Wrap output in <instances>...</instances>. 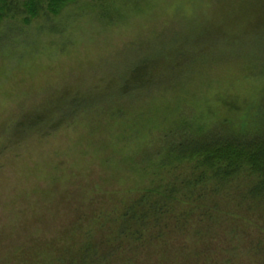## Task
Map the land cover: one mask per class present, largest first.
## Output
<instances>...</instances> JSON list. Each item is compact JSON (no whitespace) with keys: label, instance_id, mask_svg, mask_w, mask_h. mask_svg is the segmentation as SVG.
I'll list each match as a JSON object with an SVG mask.
<instances>
[{"label":"rangeland","instance_id":"374dc122","mask_svg":"<svg viewBox=\"0 0 264 264\" xmlns=\"http://www.w3.org/2000/svg\"><path fill=\"white\" fill-rule=\"evenodd\" d=\"M28 19L8 11L0 18V234L7 235L0 264H11L34 237L53 243L75 227L93 234L95 264L110 252L120 255L106 250L118 229H91L94 216L109 208L111 194L130 186L123 158L137 159V146L150 151L160 136L163 143L169 127L264 133V0H71L57 13L44 9ZM149 60L164 65L159 76L146 89L122 94L131 71ZM76 98V113H64L57 131L16 129L24 115L69 107ZM119 109L126 122L133 113L141 131H128L125 154L110 145L124 131L120 123L109 131ZM95 145H110L109 166ZM228 206L221 201L222 210ZM241 211L208 224L179 206L167 220L164 244L153 251L124 244V260L264 264V224Z\"/></svg>","mask_w":264,"mask_h":264},{"label":"trees","instance_id":"16d2710c","mask_svg":"<svg viewBox=\"0 0 264 264\" xmlns=\"http://www.w3.org/2000/svg\"><path fill=\"white\" fill-rule=\"evenodd\" d=\"M68 1L71 0H0V18L8 11L9 17L21 15L28 21L29 17H37L44 9L46 14L49 11L57 13ZM163 66L158 60L145 61L131 71L120 92L132 94L150 87ZM77 100L73 99L69 107L61 103L60 108L45 106L38 114L24 115L17 122L16 129L28 135L36 131L44 134L49 132L48 129L57 131L63 123L61 121L65 120L64 113H76L74 106L79 105ZM115 111V115L110 118V125L114 129H109L110 125L108 129L116 131V125L120 123L124 131L113 137L115 140L110 145L114 148L117 145L125 154L129 146L121 144L127 142L128 131L131 129L132 133L136 131L140 135L141 131L136 126L133 113L130 122H126L123 110ZM188 127H169L164 132L163 143L160 136L157 138V147L150 151L137 146V159L128 155L123 158L120 164L129 167L130 173L126 177L130 186L111 194V205L106 211L96 214L94 217L98 220L91 224V229L115 227L119 232V236L106 250L117 248L121 254L113 255L110 252L104 264H129L124 260L127 254L122 249L124 244L134 248L132 243H136L138 248L146 251L156 249V243L164 244L162 235L167 220L174 218L173 213L179 206L189 217L201 214L208 224L216 222L221 215L237 218L239 213L235 211L240 209L243 210L240 213L243 219L250 221L255 218L256 222L264 224V133L251 137L234 129L233 134L227 133L230 126L210 132L201 129L187 131L190 129ZM148 131L153 132L152 129ZM110 145H95L93 148L96 155L104 154V167L110 165V156H107L112 155L108 152ZM210 200L214 201L212 205L207 203ZM223 200L229 202L227 208L232 206L229 211L221 209ZM78 217L83 218L82 215ZM88 231L75 227L62 233V237L53 243H43L41 238L34 237L29 241L32 244L28 248L18 250L11 264H57L58 260L64 262L65 258V264H95L93 252L96 253L97 247L93 242V234ZM193 235L198 237L199 232L198 236L195 233ZM5 237L6 234H0V242Z\"/></svg>","mask_w":264,"mask_h":264}]
</instances>
